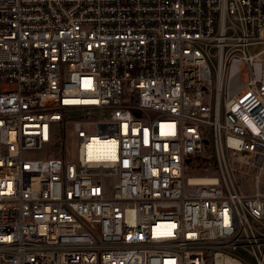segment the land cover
Wrapping results in <instances>:
<instances>
[{
  "label": "built area",
  "instance_id": "1",
  "mask_svg": "<svg viewBox=\"0 0 264 264\" xmlns=\"http://www.w3.org/2000/svg\"><path fill=\"white\" fill-rule=\"evenodd\" d=\"M0 264H264V0H0Z\"/></svg>",
  "mask_w": 264,
  "mask_h": 264
},
{
  "label": "rangeland",
  "instance_id": "2",
  "mask_svg": "<svg viewBox=\"0 0 264 264\" xmlns=\"http://www.w3.org/2000/svg\"><path fill=\"white\" fill-rule=\"evenodd\" d=\"M88 116V120H90V124L83 125L84 129L87 130L90 134H96V124L95 122L104 120L108 118L107 109L92 106L88 107L87 110H85ZM77 120H81L79 118H74L67 122V124L64 126L60 122H54L52 123V129L54 131L55 140L58 144L61 146L64 145V153L66 156L67 161H77L78 159V146L80 142V138L77 137V133L75 131V122ZM51 148V145L44 146L41 149L36 150H29L25 152V157L30 159H47L52 156L49 155V150ZM234 168L239 169L242 171V173L246 172L245 168L240 167L239 164H233ZM103 172L102 176V184H103V190L104 194L108 197H112L114 195L115 185L119 182V177L114 174L110 173L112 170L109 169H102L100 170ZM201 172V171H200ZM196 172V175H204L203 173ZM98 179H101L99 176ZM236 182H239L242 191L245 193H253L255 192V183L253 179L251 178H245L242 174L236 175Z\"/></svg>",
  "mask_w": 264,
  "mask_h": 264
},
{
  "label": "trees",
  "instance_id": "3",
  "mask_svg": "<svg viewBox=\"0 0 264 264\" xmlns=\"http://www.w3.org/2000/svg\"><path fill=\"white\" fill-rule=\"evenodd\" d=\"M208 161L205 157L197 158L196 163H193V169L195 172L206 173L208 170Z\"/></svg>",
  "mask_w": 264,
  "mask_h": 264
},
{
  "label": "bare ground",
  "instance_id": "4",
  "mask_svg": "<svg viewBox=\"0 0 264 264\" xmlns=\"http://www.w3.org/2000/svg\"><path fill=\"white\" fill-rule=\"evenodd\" d=\"M92 141H93L92 143H94L95 145L102 146V142L99 139L94 138ZM193 181L194 182H208L210 181V178L206 176H197L193 178Z\"/></svg>",
  "mask_w": 264,
  "mask_h": 264
},
{
  "label": "water",
  "instance_id": "5",
  "mask_svg": "<svg viewBox=\"0 0 264 264\" xmlns=\"http://www.w3.org/2000/svg\"><path fill=\"white\" fill-rule=\"evenodd\" d=\"M204 141H205V143H207V144L209 143V141H208L207 139H205Z\"/></svg>",
  "mask_w": 264,
  "mask_h": 264
}]
</instances>
